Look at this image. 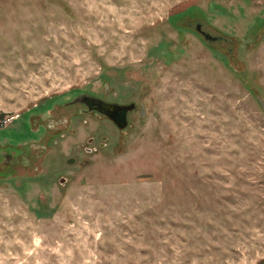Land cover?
<instances>
[{
    "label": "rangeland",
    "instance_id": "1",
    "mask_svg": "<svg viewBox=\"0 0 264 264\" xmlns=\"http://www.w3.org/2000/svg\"><path fill=\"white\" fill-rule=\"evenodd\" d=\"M0 151V264H264V0H0Z\"/></svg>",
    "mask_w": 264,
    "mask_h": 264
},
{
    "label": "flooded vegetation",
    "instance_id": "2",
    "mask_svg": "<svg viewBox=\"0 0 264 264\" xmlns=\"http://www.w3.org/2000/svg\"><path fill=\"white\" fill-rule=\"evenodd\" d=\"M193 28H194V30L196 32H198L202 36V38H203V35L206 34V36H207V40L206 41H208V42H214V41L219 40L218 37L213 36V35L209 34L208 32L204 31L201 28V24L200 23H196ZM101 103L108 104V103H114V102H106V101H104V100H102L100 98H96V97L87 95L85 93L75 94L74 96H72L66 102V104L69 105V106H76V105H78L80 107V109H79L80 112H88V113L95 114V115H98V116H103L104 118H106L107 120H109V118L107 116H105L103 114V112L97 108V107H99L98 105H100ZM130 103L132 104V109L131 110H128L127 112L132 111L133 108H134V103H132V102H130ZM114 104H117V103H114ZM127 104H129V103H127ZM118 105H125V104H118ZM125 119H126V114H125ZM56 122L59 123L60 120H57ZM91 142H92V140L89 139V143H91ZM0 156H1V160H0V166L1 167H4L6 165H9L10 163L13 162L14 156L11 153H8L6 151H0ZM67 162H72V159L67 160Z\"/></svg>",
    "mask_w": 264,
    "mask_h": 264
},
{
    "label": "water",
    "instance_id": "3",
    "mask_svg": "<svg viewBox=\"0 0 264 264\" xmlns=\"http://www.w3.org/2000/svg\"><path fill=\"white\" fill-rule=\"evenodd\" d=\"M203 39L207 40L206 34L203 35ZM143 93L147 90L145 88L142 89ZM97 107L99 110L103 112L105 116L109 118V120L116 126L117 129H122L126 126L125 114L128 110L132 109V104L118 105L114 103H101Z\"/></svg>",
    "mask_w": 264,
    "mask_h": 264
}]
</instances>
